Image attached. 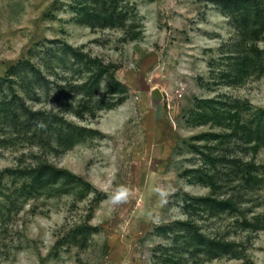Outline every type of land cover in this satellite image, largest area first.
Listing matches in <instances>:
<instances>
[{
	"label": "rangeland",
	"instance_id": "obj_1",
	"mask_svg": "<svg viewBox=\"0 0 264 264\" xmlns=\"http://www.w3.org/2000/svg\"><path fill=\"white\" fill-rule=\"evenodd\" d=\"M242 23L212 0H0V264H264V140L231 115L264 119V28ZM197 230L234 250L201 261Z\"/></svg>",
	"mask_w": 264,
	"mask_h": 264
},
{
	"label": "trees",
	"instance_id": "obj_2",
	"mask_svg": "<svg viewBox=\"0 0 264 264\" xmlns=\"http://www.w3.org/2000/svg\"><path fill=\"white\" fill-rule=\"evenodd\" d=\"M212 1H216V3L221 4V7L226 9L228 14L234 20H236L237 22L239 20L243 22L241 26H242V29L244 28V31L242 30V33L244 32L243 33V36H245L244 38L247 39L248 35H252V33L258 34L259 29L262 30V28H264V0L259 1L256 5L252 3L251 0H212ZM251 6H254V10L253 8L252 10L249 9ZM249 11H253V18L249 16L248 14ZM249 52H250L249 54L247 53L246 55L240 56L241 64L239 65L238 71L236 72L238 75H243L244 73H248V67L250 65L249 60L253 61V55L262 52V50L253 43L251 44V50H249ZM229 58H233V56H229ZM103 69H106V68L99 67L100 72L103 71ZM112 80L116 82L117 84L119 83L117 80L114 79V77L112 78ZM12 85L13 84L10 83V86ZM22 107H25V106L22 104ZM218 111H221V110H218ZM17 114L18 112L16 110H12V115H17ZM198 115L202 119H207L208 117H210V115L207 117L205 116L206 113L204 110H202L201 112H198ZM231 115L237 118V120L235 121V124H233L232 129L238 132V134L241 135L240 137H245L246 140L251 139L250 141L252 140L263 141L264 140V119H261L256 122H254V120L252 119L243 120L241 119V116L238 110H235L234 112H232ZM221 117L224 118L225 116H221ZM239 129L241 131H239ZM234 131H233V134L236 135ZM231 133L232 131L231 132L225 131L224 133H221V136L227 137L231 135ZM211 134L216 135L213 132H211ZM256 147L257 146H255V148ZM196 199H198L199 201H203V203L206 202L212 206H225V207L226 205L229 207L233 206V203L231 199L229 198H216V197L214 198L212 196H204V197L198 196ZM178 222L186 223V224L189 223L187 221H178ZM193 239L195 241H193ZM190 242L192 246L196 248V250H200V247H202L201 248L202 257L200 258L201 261L204 259L212 258L215 256H221L226 253H229V251L227 250L228 249L234 250V247H235L234 246L235 243L232 241L219 239L216 237H209L206 234L199 232L198 230L196 234L191 236ZM200 245H203V246H200Z\"/></svg>",
	"mask_w": 264,
	"mask_h": 264
},
{
	"label": "water",
	"instance_id": "obj_3",
	"mask_svg": "<svg viewBox=\"0 0 264 264\" xmlns=\"http://www.w3.org/2000/svg\"><path fill=\"white\" fill-rule=\"evenodd\" d=\"M154 95H158V89L154 90Z\"/></svg>",
	"mask_w": 264,
	"mask_h": 264
}]
</instances>
